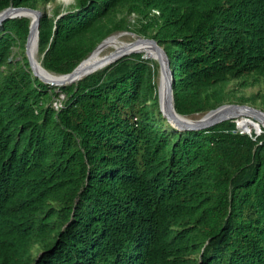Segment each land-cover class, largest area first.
<instances>
[{"label": "trees", "instance_id": "obj_1", "mask_svg": "<svg viewBox=\"0 0 264 264\" xmlns=\"http://www.w3.org/2000/svg\"><path fill=\"white\" fill-rule=\"evenodd\" d=\"M11 6L42 11L54 75L114 34L154 39L182 116L264 84V0H74L64 14L57 0H0ZM30 24L0 26V264H264V130H176L143 54L51 87L26 57ZM243 101L264 109V94Z\"/></svg>", "mask_w": 264, "mask_h": 264}, {"label": "water", "instance_id": "obj_2", "mask_svg": "<svg viewBox=\"0 0 264 264\" xmlns=\"http://www.w3.org/2000/svg\"><path fill=\"white\" fill-rule=\"evenodd\" d=\"M42 11L34 10L26 7L22 8H15L9 7L8 9L0 12V26L3 25L4 22L8 20L14 19H22L27 18L31 20L30 24V32L26 42V57L30 64L31 70L36 78H38L43 83L50 85L51 87H57L63 85V83H78L85 77L92 75L100 69H104L117 61L128 57L133 54H138L133 51L134 47H127L125 49L115 51L100 62L94 65H89L88 61L93 56V54L102 48L103 44L111 37L116 36L115 34L105 39L100 45H98L94 51L85 59L83 60L70 74L66 75H54L47 71L43 66L41 61L38 62L37 59L34 58L31 50V43L34 35L37 38V45L39 48V27H40V20L42 18ZM63 15L59 16L58 18L62 17ZM117 35H132L135 40L133 43H130V46H135L137 43H144L150 45L157 55V62L159 64V75H163L166 79V95L165 99L162 100L160 94V85L158 84V97H159V105L160 111L163 114V117L167 119L168 123L178 131L181 132H197L210 129L214 126L222 124L226 121H235L237 125V129L240 130L243 134H248L251 136L249 132H245L240 127V123L242 121L249 122L252 125H257V129L260 128V125L264 128V112L248 105H239V104H224L217 109L211 110L204 115H196L197 117H187L178 114L175 109L174 103V84L176 83L174 72L171 70V62L170 59L164 50L157 41L154 39L145 38L139 36L135 33L130 32H122L117 33ZM143 59H146L143 56ZM44 73L47 76H44ZM54 78V79H51ZM56 78H63L66 79L65 82H60ZM66 85V84H65ZM68 86V85H66ZM65 87V86H63ZM200 116V117H199ZM255 131V135L259 136L260 130Z\"/></svg>", "mask_w": 264, "mask_h": 264}, {"label": "bare ground", "instance_id": "obj_3", "mask_svg": "<svg viewBox=\"0 0 264 264\" xmlns=\"http://www.w3.org/2000/svg\"><path fill=\"white\" fill-rule=\"evenodd\" d=\"M63 2H65V4H69L70 1L72 0H62ZM124 37V36H123ZM127 47H134L133 51L135 53L141 54L144 53L146 54V56L149 54L151 58H156L157 55L154 51V49L152 47H150V45L144 44V43H137L135 46H130V44H128L127 42L123 43L119 41V37H112L110 39H108L102 46V48H100L98 51H96L93 56L89 59L88 64L89 65H94L97 64L98 62H100L102 59H104L106 56H108L109 54L115 52V51H119L122 49H125ZM31 50H32V54L34 56L35 59L38 60V45H37V38L34 35L33 39H32V43H31ZM107 51H109L108 53H106ZM39 62V60H38ZM101 70V69H100ZM44 76V73H42ZM54 79V78H51ZM58 79L60 82H65L66 79L63 78H56ZM69 85L70 83H63V85L57 86V87H63L66 85ZM166 79H162V83L160 84V94H161V98L162 100L165 99V95H166ZM240 127L242 128V130H244L245 132H249L250 134H252V132L256 131L257 129V125H252L249 122H245L242 121L240 123ZM262 129V125H260V128L257 130L261 131Z\"/></svg>", "mask_w": 264, "mask_h": 264}, {"label": "rangeland", "instance_id": "obj_4", "mask_svg": "<svg viewBox=\"0 0 264 264\" xmlns=\"http://www.w3.org/2000/svg\"><path fill=\"white\" fill-rule=\"evenodd\" d=\"M57 5H59L61 7V11L64 12L68 9H70L73 5H74V0L70 1L69 4H65V2H63L62 0H57ZM54 6H49L48 9L49 11H52ZM131 33V32H130ZM113 37H119V41L120 42H127L128 44L133 43V41L135 40V38L132 35H117ZM124 36V37H123ZM112 38V37H111ZM110 39V38H109ZM109 51H107L106 53H108ZM15 53H17V50H15ZM145 56L146 59H151L154 61H157V57L156 58H151L150 55L148 54L146 56V54L141 53ZM18 56V55H16ZM38 56V60H39V54ZM21 57L18 56L17 60H20ZM40 61V60H39ZM165 77L163 75H159L156 79L157 85L162 83V79H164ZM235 87H230L229 89H227L228 91L233 90L234 91ZM59 92V91H57ZM258 93L264 94V84H261L255 88H250V89H237L236 91H234V93L232 95H229L226 97V104H239V105H248L250 107H253L255 109L261 110L264 112V109L262 108V104H260V102L258 101L255 105H253L252 103H247V104H242L244 101V99H251L252 97L256 96ZM65 100V97L63 95L60 96V98H58L57 100L54 101V103H58V105H60V102L62 103ZM197 116H194V118H196ZM200 117V116H199ZM263 130L264 128L262 127L261 132L259 135L263 134ZM254 133V131L252 132Z\"/></svg>", "mask_w": 264, "mask_h": 264}, {"label": "built area", "instance_id": "obj_5", "mask_svg": "<svg viewBox=\"0 0 264 264\" xmlns=\"http://www.w3.org/2000/svg\"><path fill=\"white\" fill-rule=\"evenodd\" d=\"M133 20V22L135 21V17H133L132 18ZM54 108L57 110V111H59V110H61L62 108H63V102L61 103L60 102V105H58V103H54ZM242 133V132H241Z\"/></svg>", "mask_w": 264, "mask_h": 264}]
</instances>
